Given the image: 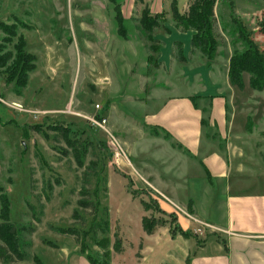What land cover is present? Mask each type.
Listing matches in <instances>:
<instances>
[{"label":"rangeland","instance_id":"obj_1","mask_svg":"<svg viewBox=\"0 0 264 264\" xmlns=\"http://www.w3.org/2000/svg\"><path fill=\"white\" fill-rule=\"evenodd\" d=\"M174 2L185 11L188 0H0V22H21L17 33L25 39L24 50L35 57L21 95L0 68V185L8 193L9 216L18 226L24 256L12 264L73 255L80 249L75 236L84 240L85 254L110 264L119 253H138L144 217L163 222L172 233L179 225L177 215L189 212L187 197L197 198L201 210L208 195L214 201L220 197L214 190L222 192L223 184L210 183L192 152L151 122L170 99L190 97L203 110L208 139L226 149L232 176L264 189V90L249 86L248 73L243 88L228 79L230 57L244 48L234 33L231 8L264 53V36L258 31L264 0H217L213 59L195 53L186 61L190 66H162L169 63L166 44L179 39L188 54L189 39L185 32H174L161 50L157 40L146 38L140 21L148 10L165 18L153 35L180 30L172 14ZM2 38L0 32L4 46ZM5 47L3 52L13 49L12 44ZM215 96L225 100V138L210 118ZM93 118H105L106 130L92 125ZM60 128L68 131V139ZM110 137L123 148L129 165L112 158ZM82 187L98 204L95 212L80 206ZM160 203L173 211L159 213ZM54 226L77 234H59ZM92 226L94 232H89ZM55 242L61 250L51 249L59 247Z\"/></svg>","mask_w":264,"mask_h":264},{"label":"crops","instance_id":"obj_2","mask_svg":"<svg viewBox=\"0 0 264 264\" xmlns=\"http://www.w3.org/2000/svg\"><path fill=\"white\" fill-rule=\"evenodd\" d=\"M122 18L125 19V16L122 15ZM115 20L117 21L116 18ZM102 30L98 29L100 34L103 33ZM178 31L181 30L171 29L170 33L163 36L152 35L161 44L162 50L166 41ZM117 32L119 33L118 29ZM182 32L186 33L190 43L192 31ZM175 42L182 45V53L186 58L183 62L172 58L176 49ZM168 43L166 45H169L171 50L167 59L169 63L164 64L161 58L162 66H190L191 63L186 61L195 53H200L198 50L191 52V43L188 54L184 53L185 47L179 39L174 40L172 44ZM102 46L99 45L98 48ZM106 46L103 47L107 48ZM196 66H204V63ZM168 102L151 122L164 127L173 137L176 136L175 138L192 152L194 158L191 159L198 162L208 181L223 184V191L219 193L214 190V194H220L216 201L208 195L203 210L197 198L187 197L185 205L187 204L189 212L185 210V215H177V221L183 230L191 231L193 235L184 237L178 232L172 234L169 229L159 226L151 234L144 233L143 244L137 254L119 253L112 258L110 264H264V189H254L252 185L256 182L232 176L225 157L226 149L220 144L215 145L214 139H208L209 133L206 129L209 124L204 127L203 110L198 109L190 97H178ZM211 104L210 118L214 130L225 138V100L215 96ZM162 185L167 194L178 199L172 188L164 183ZM160 206L165 212L173 211L169 204L160 203ZM56 245L59 246V243ZM51 249L61 250V246ZM78 249L73 255L67 253L66 257H59L60 260L45 261L38 257L39 264H72L75 261L76 264H91L86 255Z\"/></svg>","mask_w":264,"mask_h":264},{"label":"trees","instance_id":"obj_3","mask_svg":"<svg viewBox=\"0 0 264 264\" xmlns=\"http://www.w3.org/2000/svg\"><path fill=\"white\" fill-rule=\"evenodd\" d=\"M217 0H188L185 11L180 12L176 3L172 5V14L175 20V25L181 31H192L191 35V52L198 50L208 61L212 60L218 40L215 32V5ZM232 6V4H231ZM231 20L234 23V33L238 39L244 43V48L240 51H234L229 59L228 66V79L232 85H236L238 88H243V74H249V86L256 91L264 90V53L258 47L257 43L253 39L252 33L246 29L244 24L233 15V9L231 8ZM120 17V16H118ZM165 22V18L161 14H152L148 10H145L142 14L140 21V27L150 41H154L152 33L154 29L164 27L162 25ZM17 25H21L18 22ZM16 24H5L0 22V32L3 35L4 46L0 44V68H4L8 72V80L14 81V92L16 95H21L24 89L27 87L29 72L35 69L33 61L35 57L27 53L24 48L26 45L25 39L21 34L17 33ZM261 35L264 36V19L261 22V26L258 30ZM119 34H124L122 31ZM124 36V35H123ZM7 44H12L13 49L3 52ZM176 58L179 61H185L186 58L182 53V45L180 42H175ZM2 53V54H1ZM11 59V60H10ZM10 61V62H9ZM60 132L65 138L68 139V131L65 133L62 128ZM70 145H73L71 140H68ZM87 148H83L82 152ZM81 153V151H79ZM78 155V153H77ZM79 204L84 209L97 210V205L91 200L89 191L82 187L79 192ZM144 209L147 211L149 208L144 202L142 203ZM159 213H165L159 206L157 208ZM10 202L7 191L0 185V263H13L22 261L24 256L20 249V238L18 226L11 221L10 216ZM169 215V214H168ZM173 217V216H172ZM175 219V216H174ZM38 220V218H37ZM107 229L108 223L102 222ZM164 223L155 220L150 223L147 217L142 220L143 231L147 234L153 233L157 227L163 226ZM176 231H172V234L178 232L184 237L193 235L189 231L183 230L178 224H176ZM103 226V227H104ZM94 226L91 227L89 232H94ZM59 234H67L75 236L76 230L73 228H63L54 226L52 228ZM80 243V251L85 254L86 247L84 240H80L78 236H75ZM91 264H108L107 260H97L89 253L85 254ZM39 262V260H38ZM40 263V262H39Z\"/></svg>","mask_w":264,"mask_h":264},{"label":"built area","instance_id":"obj_4","mask_svg":"<svg viewBox=\"0 0 264 264\" xmlns=\"http://www.w3.org/2000/svg\"><path fill=\"white\" fill-rule=\"evenodd\" d=\"M92 121V125H96L98 126L100 129H104L106 130V119L105 118H99V119H91ZM107 133L109 134V132L107 131ZM110 135V134H109ZM109 144V148L111 149V156L113 159H115L117 162L119 161V164H125V165H129L130 163L128 162V159L126 157L125 151L123 150V148H121V146L119 144H117V142L115 141V139H113V137H110V140L108 141Z\"/></svg>","mask_w":264,"mask_h":264}]
</instances>
